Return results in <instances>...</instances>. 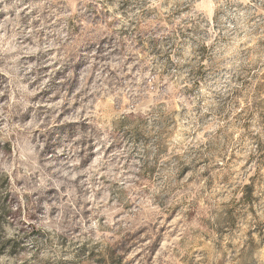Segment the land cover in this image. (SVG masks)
<instances>
[{
    "label": "rangeland",
    "instance_id": "rangeland-1",
    "mask_svg": "<svg viewBox=\"0 0 264 264\" xmlns=\"http://www.w3.org/2000/svg\"><path fill=\"white\" fill-rule=\"evenodd\" d=\"M0 264H264V0H0Z\"/></svg>",
    "mask_w": 264,
    "mask_h": 264
}]
</instances>
